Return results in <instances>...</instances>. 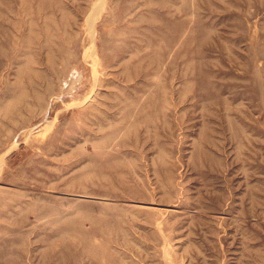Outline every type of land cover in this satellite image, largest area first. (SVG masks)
I'll list each match as a JSON object with an SVG mask.
<instances>
[{
	"label": "rangeland",
	"instance_id": "1",
	"mask_svg": "<svg viewBox=\"0 0 264 264\" xmlns=\"http://www.w3.org/2000/svg\"><path fill=\"white\" fill-rule=\"evenodd\" d=\"M0 264H264V0H0Z\"/></svg>",
	"mask_w": 264,
	"mask_h": 264
},
{
	"label": "bare ground",
	"instance_id": "2",
	"mask_svg": "<svg viewBox=\"0 0 264 264\" xmlns=\"http://www.w3.org/2000/svg\"><path fill=\"white\" fill-rule=\"evenodd\" d=\"M103 129H104V127H103V128H100V130H103ZM110 135H111V134L105 133V134H103V135L101 136L100 140H101L102 142H108V140L110 139V138H109ZM80 153H81V152H80ZM100 153H101V152H96V153L91 154V155L88 154V155L90 156V161H92L91 168H90V170H92V172H90V175H88V176H90V178H97V179H99V178L104 177V175H103V173H102V170H104V169L107 168V166H106V160L108 159V157L106 156V157H105L106 160L103 161V160L101 159L102 157H101ZM88 155H87V157L89 158ZM110 155H111V154H110ZM109 157H110V156H109ZM112 157H113V156H112ZM119 158H120V157H119ZM98 160H101V161H98ZM121 160H123L126 164L128 163L126 159H121ZM121 160H120V159H115V160H113V162H111V164H113V165H111V166H113L114 168L117 167V166L120 164ZM107 162H109V161H107ZM124 165H125V164H124ZM41 208H44V209H47V210L49 209L48 207L46 208L45 205L42 206ZM49 210L51 211V213L55 214L54 217H55V219H58V220H56V221H58L60 225L67 226V227L63 230V233L59 235V236H60L59 238L61 239V241L64 242V243L62 242V245L60 246L59 251L78 252V250H79L80 248H82V249H84V250H86V251H90V252H92V251L102 250L103 247H100V246H97V245L94 246V245H87V244H85L86 241L88 240V237H87L88 234L85 233L83 230H81L82 228L78 229L79 232H80V236H81V238H79L78 240H75L76 237H74V236H69V235H71L72 233L75 234V235H78V233H75V232H74V231H75L74 228H76V227H73V228H72V226L75 225V223L68 219V218H70V217H67V218H66V217H63V219L60 220V219H61V216L59 215V212L56 211V209L50 207ZM85 216H87L93 224L96 223V220H94L93 217H92L90 214H85ZM64 223H65V224H64ZM102 224L105 225L104 222H103ZM95 225H96V224H95ZM103 225H102V226H103ZM78 227H79V226H78ZM102 229H103V228L97 227V228H96V230H97L96 233H97V234L100 233L102 236L106 237V236H105V235H106L105 233H106L107 231L104 230L103 233H102V232H101ZM92 231H94V230H92ZM62 235H64V236H62ZM61 237H62V238H61ZM79 244H83V246L81 245V247H79ZM50 246H52V247H50ZM54 246H55V245H54ZM54 246H53L52 244H49V247H48L47 249H52V250H53V249H55Z\"/></svg>",
	"mask_w": 264,
	"mask_h": 264
}]
</instances>
